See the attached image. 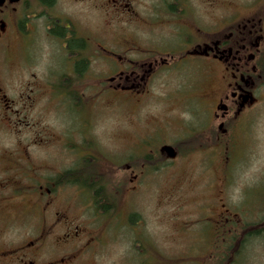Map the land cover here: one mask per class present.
<instances>
[{"label": "flooded vegetation", "instance_id": "1", "mask_svg": "<svg viewBox=\"0 0 264 264\" xmlns=\"http://www.w3.org/2000/svg\"><path fill=\"white\" fill-rule=\"evenodd\" d=\"M86 4L111 37L86 33ZM94 61L103 69L93 70ZM86 80L95 85L90 94ZM15 82L22 88L11 97L6 85ZM99 95L113 96L121 107L146 100L176 110L164 116L152 109L156 118L140 121L154 128L175 120L167 141L127 163L130 185L86 153V96ZM42 99L72 116L74 126L82 117V131L73 139L66 138L68 129L53 141L9 144L2 132H22L28 114L41 115ZM263 108L264 0H0V264H87L100 242L91 226L102 217L106 224H142L137 258L146 222L138 208L125 207L126 220L120 210L138 205L156 175L150 168L166 151L178 155L180 146L227 147L235 131L250 132ZM178 112L193 118V126ZM178 130L194 137L179 133L170 146ZM46 144L50 158L28 151Z\"/></svg>", "mask_w": 264, "mask_h": 264}, {"label": "rangeland", "instance_id": "2", "mask_svg": "<svg viewBox=\"0 0 264 264\" xmlns=\"http://www.w3.org/2000/svg\"><path fill=\"white\" fill-rule=\"evenodd\" d=\"M91 30L99 36L113 35L105 32L110 30L109 26L97 11H87L86 4V33ZM104 41L111 44L110 38ZM92 67L102 70L104 66L94 61ZM93 86L91 80H86V94H90ZM21 88L18 82L9 83L5 92L14 97ZM94 97L86 96V135L91 139L86 142L89 145L86 153L91 151L106 161L105 172L117 173L123 183L130 185L127 163L145 148H155L167 141V131L173 129L175 120L167 118L163 124L149 128L140 121L144 118L150 123L156 118L152 109L158 111L162 107H152L146 100L140 106L124 104L121 107L115 105L113 96ZM37 108L41 109V115L35 111L28 114L22 132H2L9 144L22 139L28 144H35L41 138L45 142L53 141L64 137L68 129L66 138L73 139L78 130L82 131V117L74 126L72 116L64 111L56 113L44 99L38 100ZM172 108L166 105L161 112L168 116L164 110L176 111ZM178 116L187 118L190 126L195 123L182 112ZM254 116L250 132L235 131L227 147L225 143L222 147H188L189 144L180 146L178 155L174 156L164 149L163 162L150 168L156 175L150 178L149 187L140 191L138 205L129 202L120 210L122 220H126L125 207L138 208L139 216L145 220L142 229L145 238L138 236L142 253L136 258L141 252L136 234L142 224H106V217H102L98 224L91 226L100 242L94 257L86 260L87 264H136L139 259L145 264H264V231L256 235L248 232L250 225L264 220V108ZM182 131L178 130L177 136L172 132L170 146L181 136L194 137ZM51 149L52 146L35 145L28 151L34 156L50 158ZM121 163V168L115 170L114 166ZM93 211L97 212L92 210V214ZM231 253L236 259L229 263Z\"/></svg>", "mask_w": 264, "mask_h": 264}, {"label": "trees", "instance_id": "3", "mask_svg": "<svg viewBox=\"0 0 264 264\" xmlns=\"http://www.w3.org/2000/svg\"><path fill=\"white\" fill-rule=\"evenodd\" d=\"M86 172H87V170H86ZM91 172H92V170H91ZM253 225H255V227ZM253 225L249 226V228H250L248 230V232L250 231L249 234L255 233V235H256V234H259L261 231H264V220H260L259 222H257V224H253ZM234 237L237 239V234H235ZM236 252H237V250H236ZM236 252H234V253H236ZM235 259H236L235 254L231 253V255H229V263L234 262Z\"/></svg>", "mask_w": 264, "mask_h": 264}]
</instances>
